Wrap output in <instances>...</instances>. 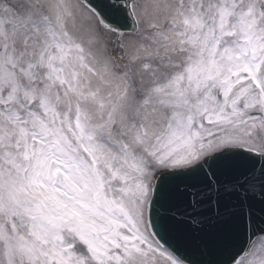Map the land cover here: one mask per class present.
<instances>
[{
  "label": "snow or ice",
  "instance_id": "snow-or-ice-1",
  "mask_svg": "<svg viewBox=\"0 0 264 264\" xmlns=\"http://www.w3.org/2000/svg\"><path fill=\"white\" fill-rule=\"evenodd\" d=\"M0 264H264V0L0 4Z\"/></svg>",
  "mask_w": 264,
  "mask_h": 264
},
{
  "label": "water",
  "instance_id": "water-1",
  "mask_svg": "<svg viewBox=\"0 0 264 264\" xmlns=\"http://www.w3.org/2000/svg\"><path fill=\"white\" fill-rule=\"evenodd\" d=\"M255 236H252L251 237V239H253ZM177 247H179V249H180V251L178 252V254L180 255V256H182V257H186L185 255H184V252H185V245H184V247L182 246V244H179V245H177ZM190 256V255H189ZM226 256H219V257H217L218 259H224Z\"/></svg>",
  "mask_w": 264,
  "mask_h": 264
},
{
  "label": "bare ground",
  "instance_id": "bare-ground-1",
  "mask_svg": "<svg viewBox=\"0 0 264 264\" xmlns=\"http://www.w3.org/2000/svg\"><path fill=\"white\" fill-rule=\"evenodd\" d=\"M5 2H7V0H0V4H3ZM13 2H16V0H13ZM256 242H257V244L259 243V241H257V240H256Z\"/></svg>",
  "mask_w": 264,
  "mask_h": 264
}]
</instances>
